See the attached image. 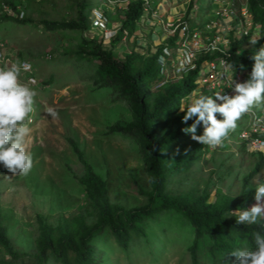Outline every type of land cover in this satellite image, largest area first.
<instances>
[{
	"label": "rangeland",
	"instance_id": "rangeland-1",
	"mask_svg": "<svg viewBox=\"0 0 264 264\" xmlns=\"http://www.w3.org/2000/svg\"><path fill=\"white\" fill-rule=\"evenodd\" d=\"M82 1L43 0L31 4L24 22L1 19L0 4V38L7 43L8 52L12 54L0 64V69L28 60L32 64L31 73L22 71L20 81L27 83L34 78L36 83L30 87L37 92L31 114V131L26 137V148L33 156V168L27 176H22L10 173L0 164V226L14 248L28 255L15 259L0 247V260L8 264H34L43 228L56 243L64 234L77 238L85 225L89 227L98 221L100 201L82 183L87 168L78 158L72 141L106 183L111 210L115 206L126 211L145 206L148 197L140 191L152 189L142 138L137 133L117 129L120 125L135 122L130 97L123 94L119 85L105 84L100 79L96 60L74 53L85 46L84 38L90 41L103 38L104 46L111 48V40H108L111 33L102 35L103 28L97 27L95 21L105 15L106 31H119L132 0L87 1L85 15L90 27L83 32L63 25L45 24L78 21ZM155 1L153 11L157 12V17H152L151 12L145 13L138 22L140 29L134 37L129 39L124 32L123 42L112 48L119 58L133 50L143 54L151 49L156 51L164 37L166 40L174 36L166 28L167 19L172 24L178 18L186 19L191 12V0ZM230 1L220 0L217 12L221 8L225 10ZM194 2L192 7L196 5L200 11L194 15L197 9L196 6L193 8L192 24L199 21L204 25L217 14L212 10L216 6L210 5L213 0ZM172 66L169 60L165 81L152 90L151 104L185 77L184 71ZM199 91L207 94L204 89L199 88ZM48 109L57 113L55 119L48 114ZM217 118H221L219 114ZM249 119L247 114L242 115L237 128L230 132L222 146L213 149L203 145L202 156L188 173L168 178L167 193L175 197L207 196L204 208L241 196L246 177L262 160L260 153L243 145L236 136L240 124ZM174 125L173 117L165 132ZM199 144L189 134L182 139L179 152L187 154ZM258 183H264V167L248 182V187L255 190ZM253 197L255 204V193ZM146 231L148 237L133 239L128 250L120 248L113 236L97 240L94 246L98 264L193 263L190 247L195 236L183 219L171 212H162L158 219L147 223ZM46 264L60 263L51 257Z\"/></svg>",
	"mask_w": 264,
	"mask_h": 264
},
{
	"label": "trees",
	"instance_id": "trees-1",
	"mask_svg": "<svg viewBox=\"0 0 264 264\" xmlns=\"http://www.w3.org/2000/svg\"><path fill=\"white\" fill-rule=\"evenodd\" d=\"M87 1L89 0H83L80 4L78 21L60 25L49 22H45V24L58 27L63 25L82 32L86 31L90 27L88 17L85 15L88 8ZM146 1L132 0L129 2L122 26L111 40V48L104 46L103 38L101 41L84 39L85 46L74 53L83 58L96 60L100 79L105 84L119 85L123 94L131 99L135 122L126 126L120 125L117 129L137 133L142 138L152 189L140 192L148 197V203L130 211L119 206L112 207L111 210L106 183L95 173L85 159L84 153L72 141L73 149L87 168L82 183L94 192L100 201L98 221L89 227L85 225L84 230L77 238L64 234L56 243L52 241L50 233L43 228L39 254L38 258L34 260V264H46L51 257L60 264H98L94 246L97 240L113 236L120 248L128 250L133 239L148 237L147 223L158 219L162 212H171L190 226L195 236L190 247L192 264H233L235 257H230L232 250L243 245L254 248L252 233L261 231L264 234V221L253 225H237L236 217L231 216L232 211L247 209L254 204L255 190L248 187V182L264 167L263 153H260L262 155L261 162L256 164L254 171L245 179L244 193L236 199H228L220 205L204 208L207 196L200 198L188 195L175 197L166 191L167 180L170 176L188 173L202 156L203 144L191 148L187 154L179 152L182 147V139L189 135L185 134L182 129L191 126L195 119L189 120L187 124L182 123L185 113L180 112L179 102L194 89H198L201 62L226 59L237 68L252 71L255 63L252 56L261 47H264V38L259 39L256 44H252L251 36L238 38L235 34L232 35L230 48H227L225 53L214 51L206 56L201 55L197 69L189 72L179 85L171 86L165 90L163 95L151 104L149 100L154 95L152 91L154 86L165 81V70L161 63V57L164 56L166 47H176L177 38L172 37L163 41L156 51L151 49L143 54L138 50H133L124 58H119L112 49L116 44L123 42L124 32L129 39L138 32L137 30L140 29L138 22L145 14ZM194 1L192 0V2ZM2 2L13 5L12 0H0V4ZM148 2L154 5V8L150 6L152 10L150 14L153 17L156 1ZM248 7L255 23L261 26V36L264 37V0H248ZM216 17V19L220 18L219 15ZM1 19L25 21V19L19 20L7 15L2 16ZM206 95L212 96L208 91ZM173 117L174 128L166 133V127ZM202 133L203 125L201 124L197 128V134L201 135ZM173 153L177 154L173 157ZM0 247L15 259L28 256L14 248L1 226ZM0 264L8 263L0 260Z\"/></svg>",
	"mask_w": 264,
	"mask_h": 264
},
{
	"label": "clouds",
	"instance_id": "clouds-1",
	"mask_svg": "<svg viewBox=\"0 0 264 264\" xmlns=\"http://www.w3.org/2000/svg\"><path fill=\"white\" fill-rule=\"evenodd\" d=\"M195 1L199 2V0ZM219 1L220 0H213V3H210V5L216 6L212 8L216 13L220 5ZM146 2H148V0ZM34 3L39 2H30L26 7V16L22 19L19 18V13L16 12L14 6L6 2L1 3V11L3 16L7 15L23 20L27 18L29 7ZM193 3L195 2L191 0V12H189L187 16H185L186 19L183 18V20L186 21L192 32L198 29L203 31V35L210 34L206 29L207 24L211 21H218L221 19H216V16H218L216 14L204 25L199 21L194 23L195 25L192 24V20L194 19L190 15L194 12L193 8L196 6L194 5L192 7ZM3 4L14 9L16 15H11L6 12L3 8ZM196 9L194 15H197L200 11L198 6H196ZM226 9L229 13L226 23H230L231 26V32L229 33L230 43L227 48H230L231 36L234 34L238 38L251 36L250 42L252 44H256L259 39L264 38L261 36V26L255 23L252 13L249 10L248 0H231L227 2ZM230 13H232V15H230ZM153 17H157L156 11L153 13ZM168 20L169 19H167L166 22H168ZM247 21L251 22L249 28L247 27ZM239 25H244L246 29H249L248 34L240 32L238 30ZM102 31V35L105 34V32L106 34L111 33L108 40H112L118 33V31H113V33L108 30L106 31L105 28ZM179 36L180 32L178 30L173 36V38H177L174 54H176V50L179 47ZM170 38H172V36L168 39ZM1 44L3 46H1ZM170 49L173 48L170 47ZM8 50L9 46L0 38V64L7 61L9 57H12V54H10ZM252 59L255 61L252 71L249 69L237 68L236 65L230 64L227 61L229 65L225 68L226 73H231L233 66H235L237 70L249 72L246 82L237 83L231 80V86L232 88L234 87L235 95H225L220 92H216L215 94L208 92L212 96L205 95L199 91V88L202 89V87L198 83V89H194L188 95L180 99L179 110L185 113L182 118V123L187 124L189 120L195 118L191 126L182 129L185 134H191L193 140L215 149L217 146H222L230 132L237 128V122L242 115L249 113L253 109H261L260 111L254 110L258 113L264 112V47H261L259 51L252 56ZM174 68H176V66ZM31 70L32 64L28 60L22 62L17 61L12 63L9 67L0 69V164L10 173L22 176H27L34 164L33 156L26 148V137L29 136L31 131V114L34 112L35 97L37 96V92L30 87V85L35 84L36 81L34 78L27 83H21L20 81L21 72L31 73ZM191 71L193 70L189 72ZM189 72L183 73L187 76ZM229 79H231L230 76ZM48 114H50L53 119L57 116V113L53 109H48ZM217 114H219L221 118L218 119ZM257 123H264V121H257ZM201 124L203 125V134L197 135V128ZM247 128L248 122L245 124L242 122L238 128L237 138L239 137V133ZM255 152L264 154L263 151ZM255 201L256 203L250 208L237 209L231 212V216L236 217L237 225H253L264 221V183H258L256 185ZM252 240L255 245L254 248L243 245L231 251L230 257H235L233 264H264V234H262L261 231H254L252 233Z\"/></svg>",
	"mask_w": 264,
	"mask_h": 264
},
{
	"label": "built area",
	"instance_id": "built-area-1",
	"mask_svg": "<svg viewBox=\"0 0 264 264\" xmlns=\"http://www.w3.org/2000/svg\"><path fill=\"white\" fill-rule=\"evenodd\" d=\"M13 6L16 12L19 13V18L26 16V7L32 1L40 2L42 0H12ZM145 13H149L150 5L148 2L145 4ZM3 8L11 15H16L14 9L10 6L3 4ZM220 16L218 21H211L207 24L208 35H203V31L190 30L186 21L182 18L176 19L172 24L166 22V28L170 29V33L175 34L178 30L179 47L174 54V50L165 48L164 56L161 57V63L165 70L167 68L168 60H171L173 66L180 71L188 73L190 70H194L198 67L199 58L201 55L210 54L214 51L225 52L229 46V33L231 32L230 23H226L229 13L227 9L217 12ZM226 15V16H225ZM232 15V13H230ZM225 16V17H224ZM106 17L101 15L99 20H96V26L99 28H105ZM247 27L251 26V22L247 21ZM166 29V30H167ZM238 30L244 34H248V30L244 25L240 26ZM214 32V33H213ZM1 46H3L1 44ZM229 65L226 59L204 61L201 64V72L199 76V85L206 89L210 93L220 92L225 95H235L234 87L231 86V80L237 83H243L248 80V71L237 70L233 66L231 73H226L225 68ZM172 66V67H173ZM229 76L231 79H229ZM249 116L248 128L243 129L239 133L238 139L242 144H245L253 151L264 152V123H257V121H264V112L258 113L251 110L247 113Z\"/></svg>",
	"mask_w": 264,
	"mask_h": 264
},
{
	"label": "crops",
	"instance_id": "crops-1",
	"mask_svg": "<svg viewBox=\"0 0 264 264\" xmlns=\"http://www.w3.org/2000/svg\"><path fill=\"white\" fill-rule=\"evenodd\" d=\"M164 39H165V37L162 40L165 41ZM163 41H162V43H163Z\"/></svg>",
	"mask_w": 264,
	"mask_h": 264
}]
</instances>
